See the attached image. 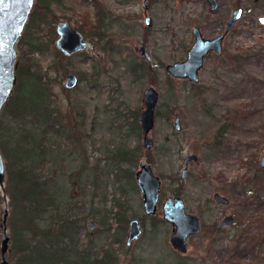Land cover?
Instances as JSON below:
<instances>
[{
    "label": "rangeland",
    "instance_id": "374dc122",
    "mask_svg": "<svg viewBox=\"0 0 264 264\" xmlns=\"http://www.w3.org/2000/svg\"><path fill=\"white\" fill-rule=\"evenodd\" d=\"M95 2L105 17L101 36L92 27L98 24ZM218 3L213 9L205 0H64L52 7L54 16L43 33L53 41L41 61L64 128L51 135L47 170L61 210L84 218V242L99 256L111 249L116 264H264V243L250 244L255 252L231 258L239 240L236 235L244 230L264 238V167L259 165L264 150V24L260 22L264 0ZM237 7H243V14L227 31L226 22ZM61 21L84 35L86 50L61 52L56 30ZM194 25L208 37L225 34V56L212 55L205 61L199 84L166 70L168 64L186 58L194 43ZM69 72L79 77L73 89L65 86ZM150 87L159 92V101L149 133L154 146L147 155L139 115L146 108L144 93ZM177 114L180 130L175 126ZM5 121L17 133L23 131ZM119 149L124 151L122 160L116 156ZM189 155L198 159L185 165ZM4 162L0 261L2 239L9 236L7 257L15 264L5 158ZM142 162L161 182L152 215L145 210L136 180ZM215 192L226 196L229 204H218ZM175 197L202 224L200 232L187 239L185 253L171 241L175 224L164 218L165 202ZM54 213L47 214L44 223ZM119 214L122 222L117 221ZM227 214L235 217L234 223L217 232L214 226ZM134 218L142 233L129 246V222ZM90 220L95 222L93 229ZM239 244L238 251L247 246Z\"/></svg>",
    "mask_w": 264,
    "mask_h": 264
},
{
    "label": "trees",
    "instance_id": "16d2710c",
    "mask_svg": "<svg viewBox=\"0 0 264 264\" xmlns=\"http://www.w3.org/2000/svg\"><path fill=\"white\" fill-rule=\"evenodd\" d=\"M63 2L37 0L34 3L17 45L19 58L14 89L0 113V150L6 159V187L11 203V251L15 264H116L117 255L111 249L99 256L84 242V218L61 210L53 177L47 170L51 135L61 133L64 127L58 108L53 107V94L47 84L48 72L41 61L53 41L52 36L43 31L54 16L53 5ZM95 8L98 24L92 27L98 29L95 35L101 36L104 12L97 2ZM51 67L49 65L48 69ZM5 119L19 125L23 131L17 133L5 124ZM135 122L137 124V119ZM52 211L54 215L44 223ZM117 218L118 222L124 220L120 214ZM249 234V230H244L246 238ZM1 235L0 211V238ZM258 238L255 235V241ZM250 244L233 257L244 256L249 250L255 252L254 248L249 249Z\"/></svg>",
    "mask_w": 264,
    "mask_h": 264
},
{
    "label": "water",
    "instance_id": "95a60500",
    "mask_svg": "<svg viewBox=\"0 0 264 264\" xmlns=\"http://www.w3.org/2000/svg\"><path fill=\"white\" fill-rule=\"evenodd\" d=\"M213 9L218 8V0H207ZM35 0H0V113L6 103L15 82V67L19 57L17 45L25 29L30 13L34 7ZM243 7H237L232 13L231 19L227 22V30H230L241 18ZM150 18L146 17V23L150 25ZM260 22L264 24V16L260 17ZM59 38L57 46L65 55H72L82 52L88 48V42L84 35L75 29L70 22L61 21L56 27ZM195 43L189 50L188 58L184 61H177L168 64L166 70L176 78H189L198 81V70L203 64L204 56L211 49L221 52L223 35L214 39H206L202 36L199 27L194 28ZM79 83V77L72 72L66 75L65 86L67 89L75 88ZM144 101L145 110L140 114V121L144 131V142L147 148L154 146L150 138V131L155 124V111L159 101V92L150 87L145 90ZM175 126L181 129L180 116H175ZM198 159L197 155H189L184 162L188 165L191 161ZM262 164H264V157ZM187 168L183 169L182 178H185ZM6 183V167L3 155L0 150V187ZM138 184L144 195V207L148 214L154 213L157 208L161 182L154 174L150 166L143 164V169L138 177ZM215 199L220 203H227L228 199L220 194L215 195ZM164 218L175 224L176 229L171 236V241L177 248L185 253L187 251V238L190 235L198 234L201 230L200 220L197 215L185 212L184 203L180 198H169L164 206ZM8 211L5 212L3 223L7 222ZM233 221L232 216H227L222 223L227 225ZM90 229H93L95 222L89 221ZM142 230L140 221L137 218L129 222V234L127 245L139 238ZM9 236L2 239L0 264H14L7 257L9 249Z\"/></svg>",
    "mask_w": 264,
    "mask_h": 264
},
{
    "label": "flooded vegetation",
    "instance_id": "af4514ba",
    "mask_svg": "<svg viewBox=\"0 0 264 264\" xmlns=\"http://www.w3.org/2000/svg\"><path fill=\"white\" fill-rule=\"evenodd\" d=\"M205 1H207V0H205ZM209 4V3H208ZM219 6V5H218ZM94 7H95V4H94ZM233 13V12H232ZM147 17H149V16H147ZM231 17H232V15H231ZM231 17L228 19V21L231 19ZM150 18V17H149ZM104 20H105V17H104ZM227 21V22H228ZM227 22H226V30H227ZM236 24V23H235ZM235 26V25H234ZM233 26V27H234ZM195 27H199V29H200V32H201V34H202V36L204 37V38H206V39H214V38H216V37H218V36H220V35H223L224 37H223V39H222V50H221V52H219V51H217L216 49H211V50H209L208 52H207V54L204 56V59H203V64H202V66H201V68L198 70V77H199V80L198 81H193V80H190L189 78H184V79H187V80H189L192 84H199L200 83V72H201V70L203 69V67H204V65H205V61L210 57V56H212V55H215V56H217L218 58H221V57H223V56H225V50H224V48H223V41H224V38H225V34L224 33H216V35L215 36H212V37H208L204 32H203V30L201 29V27L200 26H198V25H194L193 27H192V35H193V38H194V43H195V41H196V38H195V35H194V28ZM232 27V28H233ZM231 28V29H232ZM227 31H229V30H227ZM193 43V44H194ZM193 46V45H192ZM191 46V47H192ZM191 47L188 49V51H187V56H186V58L185 59H183V60H181V61H184V60H186L187 58H188V55H189V50L191 49ZM228 57L230 58L231 57V55H228ZM237 60V58H236V55L235 56H232V58H231V61H233V62H235ZM177 62V61H176ZM175 63V62H174ZM144 111V110H143ZM142 111V112H143ZM141 112V113H142ZM140 113V114H141ZM155 115H156V111H155ZM139 120H140V115H139ZM140 127H141V129H142V131H143V128H142V125H141V121H140ZM138 130H139V128H138ZM226 129H222V131H225ZM144 132V131H143ZM143 140H144V133H143ZM154 142V141H153ZM144 145H145V142H144ZM139 148V147H138ZM153 149V147L152 148H147L146 146H145V149L144 150H146L147 151V155L149 154V151L150 150H152ZM138 150V149H137ZM123 150L122 149H119L118 150V152H117V154H116V156H118L120 159H121V157H122V154H123ZM139 153V152H138ZM263 157H264V150H263V155H262V157H261V160H260V162H259V165H260V167H264V164H262V161H263ZM122 160V159H121ZM196 161V160H195ZM143 164H145V165H148L149 166V164L147 163V162H142L141 163V165H140V167H141V171H142V169H143ZM186 165V164H185ZM151 168V167H150ZM185 168H187L188 169V167H185ZM141 171H138V173L136 172V180H137V185H138V187H139V189H140V191H142V189H141V187L139 186V184H138V177L140 176V173H141ZM153 171V170H152ZM181 178H182V176H181ZM182 179H184V178H182ZM160 191H161V186H160ZM143 194V193H142ZM216 194H220V195H222L221 193H219V192H215L214 193V200L217 202V200L215 199V195ZM222 196H224V195H222ZM224 197H226V196H224ZM175 198H178V197H175ZM227 198V197H226ZM228 199V198H227ZM143 203H144V195H143ZM218 204H222V205H227V204H229V199H228V202L225 204V203H220V202H217ZM150 215H152V213L150 214ZM227 216H232L233 217V221L231 222V223H229V224H227V225H223L222 226V223L224 222V220H225V218L227 217ZM199 217V216H198ZM199 220H200V218H199ZM234 221H235V217L233 216V215H231V214H227V215H225L221 220H220V222H219V224H218V226L216 227V226H214V228L216 229V231L217 232H222L223 230H225L227 227H229L230 225H232L233 223H234ZM200 225H202L201 224V220H200ZM176 229V228H175ZM201 229H202V227H201ZM249 232H250V234H249V237L248 238H246L245 237V235H244V231L243 232H241L240 234H238V235H236L238 238H239V240L238 241H236L235 243H236V246L237 247H232V249H231V258L234 256V255H237L238 254V250H239V247H240V244H239V242H244V243H249V242H251V244H254V245H257L258 243H260V244H263L264 243V238H263V240L261 239V238H258V241H255V234L254 233H252L250 230H249ZM141 236V235H140ZM257 236V235H256ZM188 238H189V236H188ZM187 238V239H188ZM134 242V241H133ZM132 242V243H133ZM130 246V245H129ZM249 249H253V248H250L249 247ZM232 259H234V257L232 258Z\"/></svg>",
    "mask_w": 264,
    "mask_h": 264
}]
</instances>
